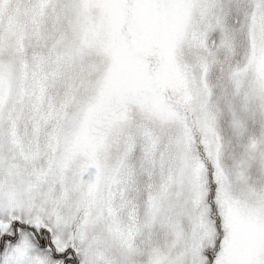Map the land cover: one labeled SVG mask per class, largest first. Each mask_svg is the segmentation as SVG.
<instances>
[{"label": "snow or ice", "instance_id": "snow-or-ice-1", "mask_svg": "<svg viewBox=\"0 0 264 264\" xmlns=\"http://www.w3.org/2000/svg\"><path fill=\"white\" fill-rule=\"evenodd\" d=\"M0 264H264V0H0Z\"/></svg>", "mask_w": 264, "mask_h": 264}]
</instances>
